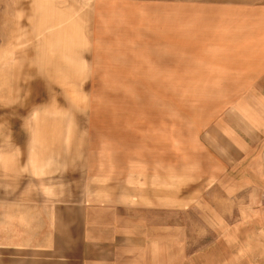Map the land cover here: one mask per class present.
I'll return each instance as SVG.
<instances>
[{
	"label": "rangeland",
	"instance_id": "374dc122",
	"mask_svg": "<svg viewBox=\"0 0 264 264\" xmlns=\"http://www.w3.org/2000/svg\"><path fill=\"white\" fill-rule=\"evenodd\" d=\"M226 3L0 0V264H81L101 209L95 259L264 264V39Z\"/></svg>",
	"mask_w": 264,
	"mask_h": 264
},
{
	"label": "crops",
	"instance_id": "0c3cea01",
	"mask_svg": "<svg viewBox=\"0 0 264 264\" xmlns=\"http://www.w3.org/2000/svg\"><path fill=\"white\" fill-rule=\"evenodd\" d=\"M131 1H135V0H131ZM157 1H166V0H157ZM167 1H173V0H167ZM177 1V0H174ZM228 1V3L224 4L226 6H232L234 9V15H233V19H234V23L235 24H247L248 27H245V33H247L246 35H236L235 36V43L234 46L240 41V40H247L249 41V43H242L245 45L244 47V54L245 55H249V56H261L259 51L256 50L255 48V43L254 41H258L257 39H264V35H260V33H257V23L258 24H262L264 23V0H226ZM153 6V5H152ZM160 5L156 4V7L153 8H157L158 11H161V9H159ZM240 44V45H242ZM238 47V46H235ZM173 70L176 71V65L173 66ZM260 71H264V68L262 67L260 69ZM87 177H91V178H95L94 181L90 182V191L91 194H95V193H99V191L102 189V186H104V188L106 189V195L111 196V199L115 198V195H117V192L115 191V186L113 185L112 182H109L107 180H109V178H107L106 175L105 178L101 177V176H96L94 174V172H86ZM81 175V174H80ZM95 175V176H94ZM113 178V177H112ZM98 179H103L106 182L104 183L102 182H98ZM79 182L81 183V178L79 179ZM73 183V182H72ZM127 182H123L122 183V187L124 185H126ZM118 186L120 185L119 183L117 184ZM119 197V196H118ZM112 199V200H113ZM104 209L101 210H96L97 212V223H94L96 216L95 217H87L85 220V235L82 239L81 243V250H80V263L81 264H118L117 260H114L112 262H106L105 258L106 254L102 255L101 252H99L98 257H96L97 259H95L94 256V250L91 249V245L92 244H100L103 245L104 243H106L107 241L103 242L101 240L95 241L96 238H89L90 236V229L93 228H97L98 226H100V228H103L104 230H107L106 228L108 227H112L114 224V219H111L108 223L102 221V218L104 217V211H102ZM101 214V215H100ZM116 216V215H115ZM118 218V216H116V219ZM101 223V225H99ZM102 226V227H101ZM82 228V226H81ZM3 230L0 229V232H2ZM1 235V234H0ZM112 239V241H114L113 236L110 238ZM112 244V243H111ZM89 245V247H88ZM90 248V251H88V249ZM122 248L124 249V245L122 244ZM126 250L127 252L129 249V243H126Z\"/></svg>",
	"mask_w": 264,
	"mask_h": 264
}]
</instances>
